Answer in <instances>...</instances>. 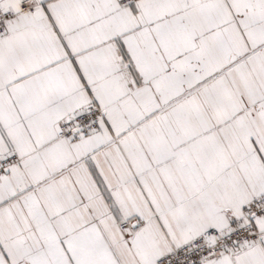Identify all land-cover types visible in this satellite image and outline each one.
I'll return each mask as SVG.
<instances>
[{
	"label": "snow or ice",
	"instance_id": "snow-or-ice-1",
	"mask_svg": "<svg viewBox=\"0 0 264 264\" xmlns=\"http://www.w3.org/2000/svg\"><path fill=\"white\" fill-rule=\"evenodd\" d=\"M0 264H264V0H0Z\"/></svg>",
	"mask_w": 264,
	"mask_h": 264
}]
</instances>
